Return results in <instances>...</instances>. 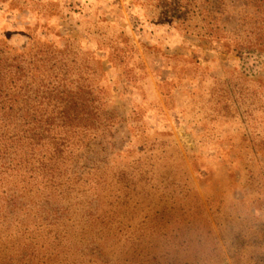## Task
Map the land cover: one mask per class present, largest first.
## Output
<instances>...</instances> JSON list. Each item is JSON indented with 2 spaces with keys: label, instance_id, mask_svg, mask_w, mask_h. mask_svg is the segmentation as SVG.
<instances>
[{
  "label": "rangeland",
  "instance_id": "rangeland-1",
  "mask_svg": "<svg viewBox=\"0 0 264 264\" xmlns=\"http://www.w3.org/2000/svg\"><path fill=\"white\" fill-rule=\"evenodd\" d=\"M255 1L0 0V50L71 70L108 116L53 172L0 159V264H264Z\"/></svg>",
  "mask_w": 264,
  "mask_h": 264
},
{
  "label": "trees",
  "instance_id": "trees-1",
  "mask_svg": "<svg viewBox=\"0 0 264 264\" xmlns=\"http://www.w3.org/2000/svg\"><path fill=\"white\" fill-rule=\"evenodd\" d=\"M262 21L264 13L257 20ZM48 65L56 63L38 52L30 57L0 50V159H45L39 161L43 172H53L72 155V147L108 130V116L94 89L62 77H72L71 70L62 74ZM15 167L3 163L0 173L17 177Z\"/></svg>",
  "mask_w": 264,
  "mask_h": 264
}]
</instances>
